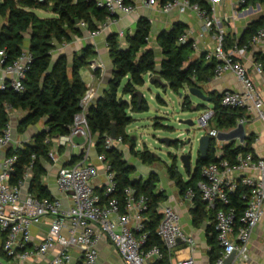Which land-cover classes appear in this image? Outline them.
Segmentation results:
<instances>
[{
    "label": "built area",
    "instance_id": "obj_1",
    "mask_svg": "<svg viewBox=\"0 0 264 264\" xmlns=\"http://www.w3.org/2000/svg\"><path fill=\"white\" fill-rule=\"evenodd\" d=\"M94 1L98 8L105 9L111 16L100 24L99 30L92 32L93 35H98L116 24L118 22L116 15L133 16L138 9L132 0ZM204 1L210 7V11L193 0H142V3L146 8L158 12V15L188 11L195 13L202 22L199 37L214 36V47L203 50V54L206 61L216 62L215 76L220 77L231 72L243 87L242 91H223L221 104L242 109L246 114H255L264 122L262 94L243 61L251 48L264 40V28L257 30L248 42L239 43L235 40L232 46L226 49L227 26L235 18L244 15L238 12L249 3V0H230L232 18L228 14H216V7L226 0ZM79 26L85 28L87 25L85 22H79ZM119 33L120 36H124L123 31ZM189 40H192V48L199 50L197 37L194 38L190 31L180 36L178 43L184 44ZM32 58V53L24 49L15 61L8 63L5 50H0V68L7 75V79L0 82V89L11 87L17 92H22L23 81L31 68ZM253 67L255 72L264 77L263 61L255 60ZM92 103L93 90L87 89L80 103L82 111L75 116L70 131L54 139L56 147L75 145V137H82L85 140L83 158L70 166L60 167L57 172V188L60 193L58 196L38 198L30 192L33 164L26 168L23 178L18 183L11 182L18 156L17 154L1 156L14 142L10 122L0 135V231L5 234L2 252L7 260L3 262L0 259V264H26L32 257L47 256L57 246L60 247V251L43 264H70L74 250L81 252L82 264H98V245L103 238L110 240L126 264H154L166 256L170 264H173V257L179 244L183 243L194 249V239L184 231L179 212L170 205L159 207L162 219L157 233L161 245L146 246L148 231L144 213L148 209L147 197L137 194L134 188L127 187L124 190V203L120 202L115 195V174L105 154H97L98 161L103 165L102 173L96 165L88 162L90 150L96 146V137L92 134L87 119V110ZM13 110L7 105L9 115ZM213 115V109L207 111L200 117L199 126L217 143V156L220 157L222 154L220 145L223 144L217 139L220 131L209 126ZM246 121L245 115L237 125L245 124ZM122 143V137L114 140L109 135L104 146L111 149ZM49 157H55L53 150L49 152ZM101 174L105 177V183L100 193L94 181ZM202 176L203 179L198 182L197 188L206 208L214 211V227L221 248V256L215 264H226V258L233 253L235 258L232 263L238 261L245 263L250 258L253 232L264 216V158L257 157L253 152L239 154L235 162L222 159L206 165L202 170ZM239 187L247 189L243 194L246 206L240 215L234 206H230V194ZM195 194L196 191L189 188L184 195L192 207ZM64 197L67 198V203ZM45 220L48 221L45 239L30 248L32 226ZM175 264H195V259L188 257L178 260Z\"/></svg>",
    "mask_w": 264,
    "mask_h": 264
},
{
    "label": "trees",
    "instance_id": "obj_2",
    "mask_svg": "<svg viewBox=\"0 0 264 264\" xmlns=\"http://www.w3.org/2000/svg\"><path fill=\"white\" fill-rule=\"evenodd\" d=\"M193 1L211 10L204 0ZM260 4L264 6V0H260ZM49 8L56 17L40 18L33 11ZM110 16L105 9L98 8L94 0H0V21L6 20L0 28V50H5L6 61L12 63L22 54L27 33L30 34L29 51L33 56L31 68L23 81L24 90L17 92L11 87L0 89V135L10 122L7 105L14 110L25 112L19 125L21 129L42 119L45 120L44 130L34 137L32 143L16 149L10 148L8 151V154L18 156L16 171L11 182L18 183L23 178L26 168L33 164V177L29 190L38 198L52 197L48 186L42 181L45 173L44 162L49 161L53 139L70 131L75 116L82 111L80 103L87 91L80 76L81 67L89 64L86 54L75 57L70 69L67 57L63 54L54 57L53 50L57 42L69 41L72 35L81 34V27L76 20L85 22L87 28L94 32L99 30L100 24L106 22ZM186 28V24L177 22L171 29L159 32L156 41L160 52L150 44L153 25L146 17H140L135 31L126 35V47L121 46L117 34H110L107 43L114 66L113 78L104 96L92 103L87 110L89 126L96 137V150L98 153H104L112 165L116 197L124 203V190L127 187H132L137 194L147 197L148 209L144 213L148 231L146 246L161 245L157 233L162 219L159 207L166 199V194L158 188L160 178L156 173H151L146 179H135L136 167L125 159L124 152L118 147L106 149L104 142L111 134L112 125L115 123L117 137H122L124 144H131L133 156L144 164L152 165L155 162V156L148 150H135L136 142L127 130L135 122V113L149 111L147 98L137 93L146 84L149 74H159L163 82L168 83V89L177 94L186 85L203 88L202 85L215 76V61H206L205 54L192 56L194 52L192 40L184 44L178 43L180 36L187 31ZM260 28H264V15L248 24L242 37L236 38L228 33L225 39L226 49L232 46L235 40L239 43L248 42ZM159 57H162L161 60L158 59ZM257 61L264 62V55L258 56ZM154 86L166 89L159 82ZM126 96H129L130 100H126ZM210 96L214 110L210 128L229 131L245 117L244 110L223 106L221 94L214 93ZM201 107L204 105H199L198 110ZM173 143L176 146H179V143L184 144L179 140ZM252 144L251 137L244 145L237 141L223 143L222 154L218 157V146L213 140L207 158L202 159L198 155L194 170L192 172L185 170L188 173L187 179L179 171L177 159H174L173 165L167 168L169 178L175 181L183 196L189 188L196 191L191 209L195 223L199 218H205L207 215H210L211 219L214 217V211L206 208L197 188L198 182L203 179V168L222 159L235 162L239 154L254 153ZM82 158L83 154L74 155L71 164ZM246 190L244 187H239L230 194V206H234L239 215L246 206L243 200ZM210 231L213 233L212 238L209 239L212 246L210 257L215 264L221 256V248L217 241L214 223L209 225L208 232ZM3 235L5 237L4 233ZM168 261L166 256L155 264H165Z\"/></svg>",
    "mask_w": 264,
    "mask_h": 264
},
{
    "label": "crops",
    "instance_id": "obj_3",
    "mask_svg": "<svg viewBox=\"0 0 264 264\" xmlns=\"http://www.w3.org/2000/svg\"><path fill=\"white\" fill-rule=\"evenodd\" d=\"M138 7L137 13L133 16H122L116 15L118 22L114 25H111L107 30L102 31L98 35H93L87 26L85 28L81 27L80 35H72L71 40L64 41L62 43L57 42L55 49L53 50L54 57L63 54L67 57V61L70 69L72 68L73 61L75 57H80L83 54H86L87 61L89 64L81 67L80 76L82 81L85 83L87 89L93 90V103H95L99 98L103 97L105 92L109 89V84L113 78L114 66L112 59L109 54V47L107 43V38L110 34H117L121 42L122 47L127 46L126 35L127 32L133 33L135 30H131V26L134 22L137 21V17H146L148 18L153 25V30L158 28V33L163 30H169L177 22H182L186 24L187 31L192 33L194 38L197 37L199 44V50H194L193 57H198L203 54V50L212 47V40L214 41V36H207L205 38L199 37V32L197 26H201L202 22L195 23L193 21V12L179 13L174 12L169 15H158V12L146 8L142 0H132ZM224 2L219 4L216 7V14L221 15L223 13ZM40 18H50L56 17V14L51 10V8L44 9H34L33 10ZM214 14V13H213ZM42 15V16H41ZM44 15V16H43ZM242 15V14H241ZM160 16V17H159ZM242 17V16H241ZM6 20L0 21V28ZM249 21L244 25L240 23H233L227 26L228 33L232 34L236 38H240L245 34L247 25ZM120 31L124 32V36H120ZM210 37V38H208ZM157 43V42H156ZM30 47V34L25 35L24 40V49L29 50ZM159 47V46H158ZM160 52V49L157 51ZM160 55V53H159ZM264 55V40L260 42L257 46L251 48L247 53L246 57L243 59L245 62L252 78L254 79L255 85L258 90L261 92L264 100V77L257 72H255L253 63L258 59V56ZM162 57L158 59L161 60ZM7 75L3 69L0 68V82L6 80ZM126 81V79H125ZM149 78L147 79L146 84L140 88L144 92V96L147 98L145 91L151 90L149 88ZM206 92L211 95L214 93L221 94L223 91H242L243 87L240 81L237 79L235 74L229 72L225 73L220 77L214 76L212 79L205 82L203 85ZM126 100H130L129 96L125 97ZM161 99V98H160ZM163 100V99H161ZM164 101V100H163ZM212 104V103H211ZM213 108V104H212ZM245 112V111H244ZM136 114H134L135 122L137 121ZM247 121L244 124L246 127V132L253 139V148L254 154L259 158H264V122L257 118L255 114H246ZM25 116V112L21 110H13L10 114V123L13 127L14 142L8 148L7 151L2 152L1 156L4 157L8 154L10 148L16 149L18 147H23L27 143H32L34 137L45 128V120L42 119L35 124H30L28 127L21 129L19 125L21 120ZM134 122V123H135ZM132 123V124H134ZM57 138V137H56ZM55 139V138H54ZM52 141L51 150L55 152V157L50 158L49 161L44 162L45 173L42 176V181L46 184L51 192L52 197L60 195L57 188V172L62 166H70L71 160L74 155H80L84 152V138L75 137V145L69 146H55V141ZM123 144H118L117 147L122 150ZM221 147V145H220ZM50 150V151H51ZM97 150L96 146H93L89 153L88 162L96 165L100 172H103V165L97 159ZM125 155V154H124ZM125 159H128L125 156ZM139 160V159H138ZM129 162V161H128ZM133 165V164H132ZM136 167V166H135ZM142 168L136 167V173L134 175L135 179H146L151 173H158L156 171L144 174ZM103 174L94 181V184L97 187V190L101 193L102 186L104 184L102 180ZM159 176V175H158ZM169 177V175H168ZM47 179L55 185V191L50 187ZM160 180V179H159ZM159 190H162L166 194V199L161 202V206L170 205L177 209L180 214V222L184 231L190 235L195 242L194 249L188 248L185 244L181 243L178 245L177 251L173 257L172 263L175 264L178 260L185 259L188 257H193L195 259V264H213L210 257V250L212 249L211 243L209 241L212 238V231L208 232V227L211 223H214V217L211 219L210 215H207L205 218H199L195 223L194 213L191 210L192 206L189 201L186 200L178 189L175 181L169 178V182L166 184V187L159 185ZM30 189V185H29ZM26 191V188L24 189ZM62 197V196H61ZM65 203H67V198L64 197ZM48 231V221L45 220L40 224H36L31 228V243L30 248H33L36 244L42 242ZM4 241V235L0 231V259L6 256L2 252V244ZM60 251V247L57 246L53 251H51L47 256L42 258L32 257L26 264H43L45 261L52 258V256ZM99 259L98 264H126L125 261L118 254L115 246L107 238H103L99 245ZM83 257L81 252L78 250L73 251V260L70 264H82ZM233 262V261H232ZM231 264H264V216L262 221L255 228L251 244H250V258L245 263L234 262ZM155 264V263H154ZM163 264V263H158ZM165 264H170L168 263Z\"/></svg>",
    "mask_w": 264,
    "mask_h": 264
},
{
    "label": "rangeland",
    "instance_id": "obj_4",
    "mask_svg": "<svg viewBox=\"0 0 264 264\" xmlns=\"http://www.w3.org/2000/svg\"><path fill=\"white\" fill-rule=\"evenodd\" d=\"M231 2L226 0L223 5V13L228 14L232 18L231 14ZM258 5L261 7L259 8ZM252 8L253 12L243 15L242 17L235 18L233 23L245 24L248 21L255 20L264 15V6L260 4V0H249V3L240 8L238 14H243L244 11ZM42 16V15H41ZM44 16V15H43ZM160 17V16H159ZM193 21L199 23L198 17L193 15ZM137 21L131 26V30H135ZM198 32L201 31V26H197ZM131 33V32H127ZM158 35V28L152 31L150 44L158 51L159 47L156 43V37ZM210 38V37H208ZM212 47L215 45V41H211ZM151 90L145 91L147 100L149 102V111L136 114L137 121L128 127V133L134 137L136 142L135 150H148L155 156V162L152 165L144 164L138 160L131 153V144H123L122 150L128 159L130 164L142 168L144 174L156 171L160 178V186L166 187L169 182L167 168L173 165L174 159H177V166L179 171L183 174L184 178H188V173L185 171L181 156L183 154H191L192 156V170L195 168V164L198 158L199 139L204 134V128L199 126V119L207 111L212 109L211 102H203L196 98L189 92V87L186 85L180 91L183 96L173 92L171 89L159 88L154 85H149ZM204 89V87H203ZM205 90V89H204ZM163 99V100H161ZM187 103V104H185ZM204 105L198 110L199 105ZM196 109V110H195ZM182 119H192L195 121V127H189L180 123ZM165 139L179 140V146L174 143L168 145L164 142ZM78 155V154H77ZM102 180L105 183V177L102 176ZM50 187L55 191V185L47 179ZM167 189V187H166ZM168 190V189H167ZM1 261L7 260L2 257Z\"/></svg>",
    "mask_w": 264,
    "mask_h": 264
},
{
    "label": "water",
    "instance_id": "obj_5",
    "mask_svg": "<svg viewBox=\"0 0 264 264\" xmlns=\"http://www.w3.org/2000/svg\"><path fill=\"white\" fill-rule=\"evenodd\" d=\"M258 7L260 8L261 6L258 5ZM251 12H253L252 8L248 9L247 11H244L243 14L246 15V14L251 13ZM139 18L140 17L138 16L137 20ZM253 21L254 20L249 21L248 24L252 23ZM76 23H79V20H76ZM148 78H149L150 84L154 85L156 82H159L166 89H168V86H169L168 83L163 82V80L159 74H149ZM189 92H190V94H192L196 98L202 100L203 102H211V96L206 92V90H204L203 88H201L199 86L189 87ZM137 93L140 96H144L143 91H138ZM179 95L183 96V93H180ZM180 123L183 125H187L189 127H195V125H196L195 121L192 119H182V120H180ZM110 136L114 140L117 139V127H116L115 123H113V125H112V131H111ZM249 138H250V136L246 132V127L242 123L238 124L235 128H233L229 131H220L218 136H217V139L223 143H229V142H234V141H237L239 143H245ZM213 140L214 139L209 134H207L205 132L200 137L198 155H200V157L202 159L207 158V154H208L209 149H210V143ZM174 141L175 140H172V139H165L164 140V142H166L168 145H170V143H173ZM180 159H181V162H182L184 169L187 170V172H192L193 171L192 170L193 164H192L191 154H183ZM234 258H235V253H233L228 258H226L225 263L230 264L234 260Z\"/></svg>",
    "mask_w": 264,
    "mask_h": 264
}]
</instances>
